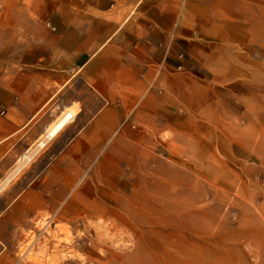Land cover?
<instances>
[{
  "label": "rangeland",
  "instance_id": "rangeland-1",
  "mask_svg": "<svg viewBox=\"0 0 264 264\" xmlns=\"http://www.w3.org/2000/svg\"><path fill=\"white\" fill-rule=\"evenodd\" d=\"M14 13L19 0H0V66L12 63ZM245 18L255 38L203 41L214 53L188 72L195 85L182 72L180 101L145 126L163 121L162 133L139 135L116 165L86 166L81 196L63 199L83 213L38 212L5 264H264V10L246 0Z\"/></svg>",
  "mask_w": 264,
  "mask_h": 264
},
{
  "label": "crops",
  "instance_id": "crops-1",
  "mask_svg": "<svg viewBox=\"0 0 264 264\" xmlns=\"http://www.w3.org/2000/svg\"><path fill=\"white\" fill-rule=\"evenodd\" d=\"M20 1L12 63L0 66V264L14 260L38 212L83 213L63 199L81 196L74 185L86 166L116 165L139 135L162 133L163 121L145 126L180 101L182 72L195 85L188 72L214 53L203 41L224 48L255 38L245 33L246 0H44L33 15ZM262 7L252 0L254 15ZM43 21L47 32L33 29Z\"/></svg>",
  "mask_w": 264,
  "mask_h": 264
},
{
  "label": "bare ground",
  "instance_id": "bare-ground-1",
  "mask_svg": "<svg viewBox=\"0 0 264 264\" xmlns=\"http://www.w3.org/2000/svg\"><path fill=\"white\" fill-rule=\"evenodd\" d=\"M67 110V111H66ZM66 110H64L65 111V113H64V115H63V113H61L63 116L62 117H60L61 116V114H60V116H58V117H60V119L57 117L56 119H59V120H56L55 122L56 123H54V125L53 126H50L51 128H49L48 130H47V128H48V125L46 126L47 128H46V130H47V132H45L46 133V135H44L45 137L43 138V135H42V137H39L40 138V140L38 141V147H41V146H43V144L46 142V140L48 139V138H50V137H52L58 130H59V128L64 124V123H66L70 118H71V116L73 115V111L74 110H71L70 111V108H69V110L68 109H66ZM63 111V112H64ZM75 112V111H74ZM54 122V121H53ZM52 122V123H53ZM51 123V124H52ZM45 130V131H46ZM44 132V131H43ZM57 134V133H56ZM42 138V139H41ZM34 149V148H33ZM34 151V150H33ZM33 151H32V153H33ZM31 155L32 154H30L29 155V153L27 154L26 153V155H24L23 156V158L21 159V162H20V165L19 166H17L16 167V170H18L23 164H25L27 161H29V159H30V157H31ZM34 155V154H33ZM27 164V163H26ZM24 167V166H23ZM13 172V171H12ZM12 172H11V174H12ZM6 181V180H5ZM9 181V180H8ZM1 188V187H0Z\"/></svg>",
  "mask_w": 264,
  "mask_h": 264
}]
</instances>
